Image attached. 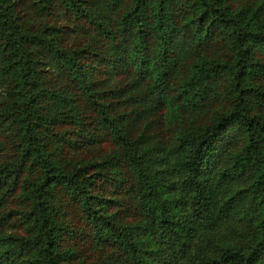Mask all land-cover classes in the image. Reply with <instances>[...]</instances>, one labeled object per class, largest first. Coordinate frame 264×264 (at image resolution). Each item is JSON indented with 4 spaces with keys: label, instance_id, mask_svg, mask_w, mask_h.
<instances>
[{
    "label": "trees",
    "instance_id": "16d2710c",
    "mask_svg": "<svg viewBox=\"0 0 264 264\" xmlns=\"http://www.w3.org/2000/svg\"><path fill=\"white\" fill-rule=\"evenodd\" d=\"M0 264H264V0H0Z\"/></svg>",
    "mask_w": 264,
    "mask_h": 264
},
{
    "label": "rangeland",
    "instance_id": "374dc122",
    "mask_svg": "<svg viewBox=\"0 0 264 264\" xmlns=\"http://www.w3.org/2000/svg\"><path fill=\"white\" fill-rule=\"evenodd\" d=\"M103 147V146H102ZM12 206V205H11Z\"/></svg>",
    "mask_w": 264,
    "mask_h": 264
}]
</instances>
